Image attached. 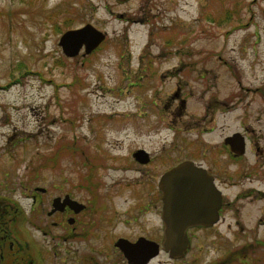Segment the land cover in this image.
Instances as JSON below:
<instances>
[{
    "label": "rangeland",
    "instance_id": "1",
    "mask_svg": "<svg viewBox=\"0 0 264 264\" xmlns=\"http://www.w3.org/2000/svg\"><path fill=\"white\" fill-rule=\"evenodd\" d=\"M86 23L105 32V40L88 54L66 56L60 36ZM161 53L160 71L151 76L145 58ZM203 68L209 71L198 75ZM178 83L194 94L187 121L203 114L211 95L229 101L230 109L215 117L213 141L255 127L253 109L262 105L258 89H264V0H0V190L17 200L31 180L54 195L80 184L86 197H98L116 213L114 227L98 231L95 240L88 236L79 262L70 264H126L111 243L140 233L134 219H144L138 207L150 190L132 153L164 156L167 165L153 163L160 171L177 155L169 148L176 134L167 111H161L165 123H155L153 103L162 108ZM248 159L259 158L249 152ZM228 169L231 179H244L234 172L241 167ZM232 212L233 223L238 214ZM156 224L150 212L148 230ZM231 235L225 246L237 249L241 244ZM222 245L195 235L182 258L160 253L150 264H207Z\"/></svg>",
    "mask_w": 264,
    "mask_h": 264
},
{
    "label": "flooded vegetation",
    "instance_id": "2",
    "mask_svg": "<svg viewBox=\"0 0 264 264\" xmlns=\"http://www.w3.org/2000/svg\"><path fill=\"white\" fill-rule=\"evenodd\" d=\"M151 54L145 58L146 69L154 76L160 71L155 66L156 60L160 59L163 53L157 56ZM182 70L183 68H178L174 73L179 75ZM186 70L188 73L195 72V69ZM208 71L206 68L199 69L197 74L204 75ZM187 87V84H175L172 92L167 95L168 103L165 104L164 101L162 108H159L161 105L157 102L153 103L158 106L155 107L158 109L155 123L161 124L162 121L165 123L167 117L166 123L176 134L169 148H175L177 155L166 166L167 168L160 171L162 164L167 165L166 158L143 149L147 153V161L141 163L144 168L143 183L150 190L147 192L146 201L138 207V211L145 215L144 219L142 221L134 219L140 233L135 237L119 236L111 244L122 254L126 264L140 262L138 260L128 262L116 245L118 239L125 238L134 243L139 237H145L161 245L166 212L164 191L160 186L161 177L167 170L181 162L190 161L194 167L202 170L200 173L202 178L197 180L194 189L185 188L183 192L191 194L194 212L205 221L187 228L188 250L195 235H208L211 240H221L224 249L219 257L210 259L207 264H264V236L260 234L261 228L264 227V89L257 88L262 96L260 101L262 105L253 109L256 116L255 127L250 124L243 126L241 131L231 133L239 132L243 137V153L238 154L231 150L230 140H227L231 134L224 135L220 141H213L215 117L223 116L222 108L226 107L227 111L230 109L229 101L217 99L216 94L211 95L204 106L203 114L187 121L183 116L186 115L189 99L194 95L192 89ZM184 88L187 92L183 91ZM206 91L209 89L204 90ZM201 98L203 100L204 95ZM241 109L243 114L247 113L246 106L242 105ZM163 110L167 111L166 117L161 116ZM181 123L182 125H179ZM233 146L236 149L235 145ZM158 150L161 151V148ZM249 152L259 159L247 160ZM156 161L161 165H154ZM241 161L244 162L240 163ZM230 162L233 167H241V170L239 168L234 172L244 179H231L233 174H230L232 171L228 169L232 167ZM150 167H154L153 171ZM30 182L27 193L20 197L26 200L24 202L0 190V264L76 263L79 262L77 253L86 249L81 247V243L85 245L88 236L93 235L95 240L98 238V231L101 229L109 231L114 227L113 219L116 213L115 215L109 213L112 206L107 202L97 201L98 197H86L82 185H72L70 189L67 187L54 195L49 189L36 185L34 180ZM75 188L78 192H75ZM132 210V206L131 209L127 208L128 216H131ZM232 211L238 214L233 223L230 221ZM150 212L157 220L156 227L151 231L148 230ZM248 218L252 222L255 219V222L248 224ZM151 232L160 235V238H152ZM229 234L241 244L237 249L225 246L230 240L233 241ZM160 253L165 252L160 250L145 264H150ZM117 262L115 259L113 264Z\"/></svg>",
    "mask_w": 264,
    "mask_h": 264
},
{
    "label": "water",
    "instance_id": "3",
    "mask_svg": "<svg viewBox=\"0 0 264 264\" xmlns=\"http://www.w3.org/2000/svg\"><path fill=\"white\" fill-rule=\"evenodd\" d=\"M105 37V32L95 28L91 23H86L83 26L66 30L60 36L58 43L66 56L73 57L82 48L83 54L92 52ZM227 140H230L232 151L238 154L243 153L244 142L239 132L231 134ZM132 156L139 163L147 161V153L143 149H137ZM201 172L202 170L194 167L192 162L185 161L162 175L160 186L164 191L166 206L163 240L159 245L145 237H139L134 243L125 238L118 239L116 245L129 263L138 260L139 264H145L150 258L158 254L160 247L173 259L185 255L189 247L187 228L203 222L205 219H201L194 212L191 194H185L183 190L185 188L194 189L197 180L202 178Z\"/></svg>",
    "mask_w": 264,
    "mask_h": 264
},
{
    "label": "trees",
    "instance_id": "4",
    "mask_svg": "<svg viewBox=\"0 0 264 264\" xmlns=\"http://www.w3.org/2000/svg\"><path fill=\"white\" fill-rule=\"evenodd\" d=\"M227 13H231L230 11H227ZM55 29H59V26H57V25H55V27H54Z\"/></svg>",
    "mask_w": 264,
    "mask_h": 264
}]
</instances>
